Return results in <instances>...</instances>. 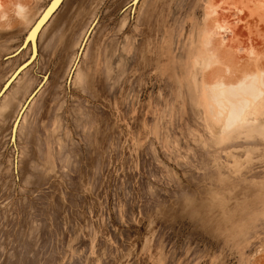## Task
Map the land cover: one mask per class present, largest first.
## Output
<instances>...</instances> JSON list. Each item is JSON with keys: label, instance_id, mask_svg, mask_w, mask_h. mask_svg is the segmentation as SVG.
<instances>
[{"label": "rangeland", "instance_id": "rangeland-1", "mask_svg": "<svg viewBox=\"0 0 264 264\" xmlns=\"http://www.w3.org/2000/svg\"><path fill=\"white\" fill-rule=\"evenodd\" d=\"M48 1L0 0V264H264V95L222 135L202 80L264 70V0H63L3 90Z\"/></svg>", "mask_w": 264, "mask_h": 264}, {"label": "bare ground", "instance_id": "bare-ground-1", "mask_svg": "<svg viewBox=\"0 0 264 264\" xmlns=\"http://www.w3.org/2000/svg\"><path fill=\"white\" fill-rule=\"evenodd\" d=\"M62 2H63V0H49L48 3L42 8V10L39 11L38 15L35 16L36 18L34 17L35 19L32 20V22L30 23V25L26 31V43L23 46V48H25V51L28 50V58L25 61L18 64L16 66V68L10 73V75L5 79V81L3 82L2 85H4L6 82L7 83L5 84L3 90H5L10 85L12 80H14L16 78V76L19 74V72L21 70H23L31 62H33V60L37 57V54H38L37 43H38L39 33L42 31L44 25L48 22V20L51 18V16L59 8V6L61 5ZM17 5H18V7H17ZM17 5H16V8H17L16 11L17 12H20L21 10L24 9L23 6L21 5V3L17 4ZM2 12H4V11H2ZM6 14L4 12L1 14L2 16H0V17H5ZM216 28L218 30H221V31L228 30L226 28V26H224L222 24H218ZM211 37H212V32H210L209 30H204L202 32V36H201V44L202 45L200 46L201 48L196 53L195 58H194V63H193L194 71H193L192 78H193V84H194V86H193L194 91H198L197 74H196L197 71L200 70L201 66L206 68L211 64V62L209 61V57L204 56L205 50H208L209 53H211L212 57L213 56L215 57V55L213 54V51H215L218 48L221 49V46L223 43V38H221L222 41L221 40H218V41L214 40L213 41L211 39ZM223 51L224 50H222V52ZM225 51L223 53L227 54V52H225ZM30 56H31V59L29 60V62L24 64L15 73L17 68L19 66H21L23 63H25L29 59ZM231 57L232 56H230V58ZM229 63L231 64L232 62L229 61ZM222 65H220V66H222ZM233 65H234V63H233ZM235 65H237V64L235 63ZM253 65H255V64H253ZM257 66H255V68ZM232 67H234V66H232V64H231V68ZM213 68H214V66H213ZM215 68H218V67H215ZM255 68H253V70H251L252 68L249 69L250 71L245 70L246 72L241 73V75H242V76L240 75L241 77L236 76L238 78L234 79L233 81H232V79H231V81L229 79L230 82L228 81V78H230V77L227 78V80H226L227 82L225 80H224L225 82L223 81V79H224L223 77L220 78L221 74L223 75V72L221 73V71H219L220 76L219 75L217 76V73H216L217 69L216 70L211 69L210 75L208 74L210 69H209V71L207 70L208 73L206 72L207 74H204V75L206 76V79H208V81L204 78L205 76L202 75V76H204L202 78V80L203 79L205 80V82H203V93L205 94L206 98L209 97L208 104H207V102H206V104L208 105L207 107H209L210 111L214 114L215 118L221 122L220 123L221 128H219V129H220L222 135L227 134L236 126L244 127L248 124H251L252 121L255 120L254 118L256 117V115H255L256 112L254 111V108H251L250 110H248V108H249L250 104L252 103L251 100L258 98L262 94L264 95V70H263V68L261 69L259 66L257 67L258 68L257 70ZM219 70H221V69H219ZM230 71H231V69L227 72L229 73ZM230 73H232V72H230ZM230 73L228 75H230ZM233 73L235 74V72H233ZM207 75H209L210 77L208 76V78H207ZM236 77H234V78H236ZM225 79H226V76H225ZM1 88H2V86L0 87V89ZM263 99H261V100H263ZM261 100H259V101H261ZM23 104H24V102L21 104L20 108L23 106ZM19 109H18V111H19ZM18 111H17V114L15 115V119L19 115ZM260 124H262V123H260ZM258 125L256 123V126H258ZM16 127H17V123L15 124V131H16ZM262 127H264V125ZM260 129H261V127H260ZM255 131L257 132V130H255ZM10 134H11V131H10ZM237 149H239V148H237ZM248 160H250V159H248ZM240 162H242V161H240ZM233 166H234V164H233Z\"/></svg>", "mask_w": 264, "mask_h": 264}, {"label": "water", "instance_id": "water-1", "mask_svg": "<svg viewBox=\"0 0 264 264\" xmlns=\"http://www.w3.org/2000/svg\"><path fill=\"white\" fill-rule=\"evenodd\" d=\"M49 6H50V5H49ZM49 6H48V7H49ZM48 7H47V8H48ZM43 14H44V13H43ZM24 44H25V42L20 46L19 49L23 48ZM26 63H27V62H26ZM26 63H24V64H26ZM24 64H23V65H24ZM23 65L19 66L18 69L15 71V73H16V72H17V71H18ZM12 138H13V136H12Z\"/></svg>", "mask_w": 264, "mask_h": 264}]
</instances>
